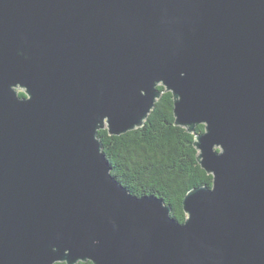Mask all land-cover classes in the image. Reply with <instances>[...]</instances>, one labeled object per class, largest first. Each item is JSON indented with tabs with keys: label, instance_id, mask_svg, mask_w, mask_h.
<instances>
[{
	"label": "water",
	"instance_id": "obj_1",
	"mask_svg": "<svg viewBox=\"0 0 264 264\" xmlns=\"http://www.w3.org/2000/svg\"><path fill=\"white\" fill-rule=\"evenodd\" d=\"M158 85L204 125L182 222L97 135L142 126ZM79 261L264 264V0H0V264Z\"/></svg>",
	"mask_w": 264,
	"mask_h": 264
},
{
	"label": "trees",
	"instance_id": "obj_2",
	"mask_svg": "<svg viewBox=\"0 0 264 264\" xmlns=\"http://www.w3.org/2000/svg\"><path fill=\"white\" fill-rule=\"evenodd\" d=\"M157 88L162 93L142 126L117 136L103 128L97 135L111 174L134 195L161 197L170 205L171 216L182 222L186 217L182 200L187 191L212 183V175L199 165L193 145L195 135L204 131V125H197L193 133L175 125L172 94L163 91L162 85ZM18 94L23 96L24 92L19 90Z\"/></svg>",
	"mask_w": 264,
	"mask_h": 264
}]
</instances>
